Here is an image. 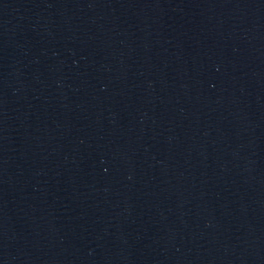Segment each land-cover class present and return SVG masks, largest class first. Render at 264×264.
Returning <instances> with one entry per match:
<instances>
[{
    "label": "water",
    "instance_id": "water-1",
    "mask_svg": "<svg viewBox=\"0 0 264 264\" xmlns=\"http://www.w3.org/2000/svg\"><path fill=\"white\" fill-rule=\"evenodd\" d=\"M0 264H264V0H0Z\"/></svg>",
    "mask_w": 264,
    "mask_h": 264
}]
</instances>
